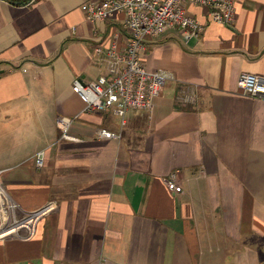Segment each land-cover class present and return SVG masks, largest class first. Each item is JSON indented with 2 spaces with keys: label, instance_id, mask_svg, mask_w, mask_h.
Listing matches in <instances>:
<instances>
[{
  "label": "crops",
  "instance_id": "crops-1",
  "mask_svg": "<svg viewBox=\"0 0 264 264\" xmlns=\"http://www.w3.org/2000/svg\"><path fill=\"white\" fill-rule=\"evenodd\" d=\"M235 1L232 24L191 3L200 36L148 41L145 64L169 78L123 118L85 111L73 89L125 46L122 12L94 21L84 0H0V180L21 213L49 208L31 238H0V264H264V98L239 87L244 72L264 76V0Z\"/></svg>",
  "mask_w": 264,
  "mask_h": 264
},
{
  "label": "built area",
  "instance_id": "built-area-1",
  "mask_svg": "<svg viewBox=\"0 0 264 264\" xmlns=\"http://www.w3.org/2000/svg\"><path fill=\"white\" fill-rule=\"evenodd\" d=\"M209 7L214 21L232 24L236 16L235 0H84L83 9L94 21H106L117 12L124 14L126 44L120 48L112 42L106 51L107 73L92 81L75 78L73 89L84 100L85 111H113L125 118L130 109H151L155 97L159 96L169 78L164 70H152L143 60L148 41L169 29L183 30L188 37L200 36L204 26L188 11V4ZM103 54L102 46L96 48ZM243 94L264 98V76L244 72L239 78ZM73 119L59 120L63 136L73 138L69 128ZM104 138H117L120 134L107 128L99 130ZM37 168L46 164V152L35 156ZM2 171L0 170V175ZM179 172H173L166 180L173 192H183L179 184ZM49 210L42 208L34 212H22L0 180V238L18 236L31 238L37 231L40 219Z\"/></svg>",
  "mask_w": 264,
  "mask_h": 264
},
{
  "label": "trees",
  "instance_id": "trees-1",
  "mask_svg": "<svg viewBox=\"0 0 264 264\" xmlns=\"http://www.w3.org/2000/svg\"><path fill=\"white\" fill-rule=\"evenodd\" d=\"M12 1H16V2H19V3H27L30 0H12Z\"/></svg>",
  "mask_w": 264,
  "mask_h": 264
},
{
  "label": "bare ground",
  "instance_id": "bare-ground-1",
  "mask_svg": "<svg viewBox=\"0 0 264 264\" xmlns=\"http://www.w3.org/2000/svg\"><path fill=\"white\" fill-rule=\"evenodd\" d=\"M10 195V194H9ZM11 196V195H10ZM12 197V196H11Z\"/></svg>",
  "mask_w": 264,
  "mask_h": 264
}]
</instances>
